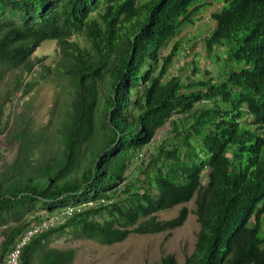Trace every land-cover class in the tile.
I'll use <instances>...</instances> for the list:
<instances>
[{"label":"trees","instance_id":"1","mask_svg":"<svg viewBox=\"0 0 264 264\" xmlns=\"http://www.w3.org/2000/svg\"><path fill=\"white\" fill-rule=\"evenodd\" d=\"M205 13L215 22L205 51L220 67L201 72L195 59L183 80L171 70L184 44L176 38ZM49 40L75 87L61 157L34 161L36 133L27 126L17 137L0 175V264L29 227L69 208L23 247L20 264H72L75 249L49 248L60 233L109 246L171 233L193 200L200 229L184 264H264V0H0V83L17 69L31 74ZM24 82L17 76L0 101V135ZM177 206L175 217H158ZM161 264L178 263L169 255Z\"/></svg>","mask_w":264,"mask_h":264},{"label":"rangeland","instance_id":"2","mask_svg":"<svg viewBox=\"0 0 264 264\" xmlns=\"http://www.w3.org/2000/svg\"><path fill=\"white\" fill-rule=\"evenodd\" d=\"M214 27L215 22L210 14L205 13L203 20L185 27L179 33L176 39H181L184 44L171 69L174 74H180L183 80L191 76L195 59H199L201 72L218 71L220 64L210 61L203 41V38L209 35ZM70 40H78L86 45L85 40L77 36ZM174 42L172 41L170 45ZM193 45L194 48H192ZM31 59L41 60L36 63L31 74H22L21 69H17L0 83V101L5 97L11 82L17 76L23 75L24 83L29 84L27 92L24 88L15 90L11 101L7 103L5 121L10 122V127L5 134L0 135V175L4 174V176L8 174L10 166L18 155L17 137L20 136L24 127L28 126L32 133H36L33 149L30 152L34 161L44 164L61 157L62 141L59 130L62 128L64 112L72 101L75 87L64 73V58L57 40L42 43ZM201 75L203 74L198 73L196 77ZM166 129H161L152 144L145 149L148 155L149 151H155L163 138L168 135ZM84 155L90 158L88 151ZM140 162V158L137 159V163ZM133 168L134 166L131 167ZM75 176L77 177V174ZM185 206L190 210L186 222L171 233L132 234L124 242L110 246L93 240L75 239L68 233H60L54 237L49 248L75 249L76 257L72 264H161L163 258L169 255H173L178 264H184L186 258L195 250L200 229L197 216L193 213L194 200ZM181 207L177 206L161 212L158 217L171 219L178 214ZM37 213L43 214L44 211L37 210ZM7 227L9 226L1 230H6Z\"/></svg>","mask_w":264,"mask_h":264},{"label":"built area","instance_id":"3","mask_svg":"<svg viewBox=\"0 0 264 264\" xmlns=\"http://www.w3.org/2000/svg\"><path fill=\"white\" fill-rule=\"evenodd\" d=\"M73 212V208L67 209L63 215L53 216L50 219L40 221L31 227H29L18 239L15 246L10 249L3 257L1 264H20V256L22 249L27 245L31 239L44 231H47L53 226L64 222V216L70 215ZM1 243V238H0Z\"/></svg>","mask_w":264,"mask_h":264}]
</instances>
